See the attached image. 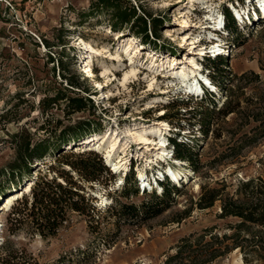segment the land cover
<instances>
[{
  "label": "rangeland",
  "instance_id": "1",
  "mask_svg": "<svg viewBox=\"0 0 264 264\" xmlns=\"http://www.w3.org/2000/svg\"><path fill=\"white\" fill-rule=\"evenodd\" d=\"M186 1L124 0L123 6L133 16L121 29H112L111 11L96 8L93 0H0V188L5 194L19 188L27 178H36L39 171H48L50 162L54 170L46 172L49 176L62 168L73 172L68 165L54 162L62 153L58 152L35 161L32 174L14 186L6 171L27 142L44 137L53 142L63 127L87 119L92 121L91 131L78 141L91 133L108 129L118 132L126 125L159 119L168 125L163 134L167 147L163 157L147 162L154 157L152 150H145V160L141 156L144 145L129 142L125 151H118L126 158V170L112 172L107 167L98 181L82 180L84 195L96 207L90 216L69 212L54 236L44 237L28 226L12 231V211L18 203L0 208V256L5 250L16 251L20 264H247L240 247L235 246L239 218L222 216L220 199L205 208L198 207L197 200L203 187L222 189L223 196L237 198L241 181H264V4L261 6L260 0H209L189 5ZM183 8L189 10L187 25L181 21ZM225 8L234 19L232 31L225 27ZM210 9L221 14L223 29L213 26L207 17ZM152 18L161 19L155 33ZM142 19L156 46L135 33L143 27ZM187 30L190 39L184 42L182 34ZM130 36L141 48L135 56L141 71L122 87L119 80L131 64L129 56L122 51L119 65L108 54L115 53ZM80 38L98 51L86 52ZM205 48L210 49V55L215 53L212 58L223 56L228 78L222 79L221 86L210 81L205 85L198 79V89L190 91L181 78H173L170 68L190 55L209 80L210 60L200 55ZM149 52L154 54L151 61ZM103 64L116 75L110 72L108 78L103 76ZM198 70L188 80L201 75ZM151 77L155 79L152 87ZM69 80L76 81V92L89 97L93 114L88 109L67 108L64 99L49 106L43 102L46 96L60 95ZM171 80L173 83L168 82ZM190 95L194 98L188 106L185 97ZM153 98L158 99L155 105L147 107ZM200 104L214 109L209 110L214 118L206 134L190 119V113H185ZM226 106L234 110L227 115L218 112ZM164 112L168 119L162 118ZM79 125L82 128L83 124ZM173 137L185 141L198 155V170L174 157L169 141ZM74 142L64 145V151H88L76 150ZM63 159L71 161L75 156ZM168 166L182 177L175 180L164 176L181 188L172 192L169 206L146 220L118 219L112 210L116 200L139 205L151 197V191L132 193L139 169L152 183L157 172ZM124 187L128 197L121 195ZM251 261L262 263L255 257Z\"/></svg>",
  "mask_w": 264,
  "mask_h": 264
},
{
  "label": "trees",
  "instance_id": "2",
  "mask_svg": "<svg viewBox=\"0 0 264 264\" xmlns=\"http://www.w3.org/2000/svg\"><path fill=\"white\" fill-rule=\"evenodd\" d=\"M93 2L96 8L111 11L110 26L112 29H121L123 23L129 22L133 16V12L123 6L124 0H93ZM224 17L225 27L232 31L234 29V19L226 8L224 9ZM158 22H161V19L152 18L154 33ZM142 24L143 27L135 31V33L140 35L144 42L156 46L155 40L148 37L143 19ZM205 59L210 60L208 63L211 69H208L209 81L216 86H221L223 83L222 79L226 80L229 74L226 71L227 63L223 56L218 55L212 58L210 55H206ZM67 83L69 86H66L60 95H55V97L46 96L43 102L47 101V106H49L51 103L64 99L67 108L78 111L88 109L90 114H93L94 106L90 103L89 97L80 95L74 89L77 86L76 81L69 80ZM68 92H73L74 94ZM185 98L187 105L191 106L189 100L194 98L193 95ZM200 100L202 101V99ZM212 108H215L214 103ZM209 110L213 111L214 109H208V107L200 104L199 107H192V109L185 112L190 113V119L195 120L205 134L214 118ZM233 110V108L226 106L219 108L218 112L227 115ZM163 114L162 118L168 119V113L164 112ZM80 123L83 124L82 128L79 125ZM91 123L92 121L87 119L73 126L63 127L58 133L57 139L53 142L49 141L50 137H44L32 143L27 142L20 149L17 157L9 164L6 171L8 174L7 178L14 186L18 182L20 183L23 177H29L32 174L35 161L45 160L47 155H54L58 152L62 153L54 158V162L62 163L61 165L66 164L73 171L71 172L64 168L57 169L55 175L49 176L46 172L54 170L51 162L47 167L48 171H39L36 178L33 179L30 192L15 201L18 205L12 211L14 217L11 220L15 225L11 229L12 231H18L28 226L44 237L54 236L67 219L69 212L75 211L90 216V212L94 211L93 209L96 205L91 203L90 197L84 195L81 181H98L109 165L105 162V158H103L105 162L103 163L100 151L75 152L69 149L64 151L65 147H63L71 142L78 141L85 133L90 132ZM169 141L173 147L174 157L187 162L193 170H198V155L192 151L191 147L185 141H177L175 137L169 138ZM72 155L75 156L74 160L63 159ZM132 165L134 164L132 163ZM129 178L128 173H126L124 176L126 184L129 183ZM136 181L135 179L134 182L133 179L132 193L134 194L139 192ZM157 183L159 191L157 186H155L151 191V197L142 201L139 205L116 200L115 207L112 210L115 211L118 219L138 218L142 221L158 215L167 208L168 204L173 200L172 192L175 191L177 193L181 188L166 178L157 180ZM239 184V196L237 198L223 196L222 189L203 187L198 197L197 205L200 208L209 207L220 199L221 215L239 218L236 226L238 239L235 246L240 247L245 263L252 264L251 259L255 257L260 261L262 260L261 264H264V181L261 178L256 180L248 179L241 181ZM5 193L6 191L0 188V196ZM121 195L129 196L127 187L122 189ZM241 231H246L247 234L240 236L239 233ZM16 258V251L5 250L4 255L0 256V264H20Z\"/></svg>",
  "mask_w": 264,
  "mask_h": 264
},
{
  "label": "bare ground",
  "instance_id": "3",
  "mask_svg": "<svg viewBox=\"0 0 264 264\" xmlns=\"http://www.w3.org/2000/svg\"><path fill=\"white\" fill-rule=\"evenodd\" d=\"M196 1L197 2H205V1H209V0H187L186 3L187 4L189 3V5H193V3ZM259 4H261V6H262V4H264V0H260ZM209 6H211V5H209ZM185 8H183V9H185ZM208 8H210V7H208ZM188 9H189V7H188ZM188 11H187V9L182 10V17L183 18H181L182 19L181 21H182V24H184V25L188 24V19H187V17H185V15L188 13ZM207 17H209L211 19V21L213 22V26L216 25V26L220 27L221 24L223 23L221 14H217L212 9H210ZM169 29L170 30H168V31H171L170 27H169ZM120 31L121 30H119L118 32H120ZM182 35H183L184 42H188V40L190 39L188 30L186 32H184ZM120 36L123 37L125 35L122 34ZM130 38L131 39H128V42L118 46L119 48L115 51V53L110 52L108 54L110 56V58L116 60L119 63V65L122 63V60H123V52H125L129 56V59H130L129 62L131 64H129L128 67L125 66L126 68L123 70L124 71L123 76L119 80V85H121L122 87H126L128 80L131 77L132 78L137 77V74L141 71L140 67L138 66L139 61H138V59L135 58L136 55L141 53V48H139L138 44H136V42L132 36H130ZM79 41H80V43L83 44V47L86 50V52L90 53L91 51L92 52L98 51V48L94 47L90 42L86 41L85 39L80 38ZM192 42H193V40H192ZM150 55H151V53L149 52L148 57ZM88 57H90V56L88 55ZM151 57L152 58L149 61H151L153 59L154 54L151 55ZM184 59H185L184 61H178L177 64H173V66L170 68L171 69L170 73H172V75L174 76L173 78H175V77L181 78L184 82V85L188 89L197 90L198 89L197 81L196 80L190 81V80H188V78L192 74L196 73V70L198 69V64H196V62L193 60V57L190 55L185 56ZM89 61H90V58H89L88 62ZM147 61H148V59L145 61V63ZM152 63H153V61H152ZM84 69L86 70V72H88V75H91L92 72H91V69L88 67V65H85ZM110 72H112L111 68L109 66L103 64V71H102L103 76L108 78L110 75ZM112 74H115L114 71L112 72ZM170 76H171V74H170ZM110 81H111V79H110ZM154 82H155L154 77L153 78L151 77L150 82H149V86L152 87ZM168 82L173 83V80L168 81ZM162 90L166 91V89H162ZM109 94H111L110 91H109ZM154 97H155V95H154ZM157 100L151 99L150 101H148L147 107L154 106L155 105L154 103ZM167 128H168L167 123L163 120H160V119L154 120L152 122H143V123L133 124V126L126 125L123 129H121L118 132H113V130L108 129L104 133H98V132L91 133L90 135L84 136L80 141L75 142L73 144V146L75 147L76 150L84 149V150L102 151L104 153L105 162L107 163V165H109V167H111V170H114V172H116L119 170H126L127 169L126 158L124 156H121L118 153V151L120 149L124 150V146L128 145L129 142L130 143H137V145L138 144L144 145V147H143L144 150L141 151V156L144 157L145 160H146L145 150H148V149L152 150V156H154V157H151L148 160H146L147 162L153 161L156 158L158 159L160 157H163V155L167 153V151H166L167 147L165 148V145H164L165 144V137L163 135ZM155 136H157V137H155ZM148 143H152L153 147H149ZM159 172L161 173V174H159V176H161V178H162V176H166V175L168 176L169 175L170 177H172V179L178 180L181 177L177 170H174L173 168H171L169 166H168V168L165 169V171L161 170ZM35 173H37V172H35ZM165 173H168V174H165ZM138 176L142 179L143 184L147 185L149 188L152 187V183L148 182L147 179L144 178V173H143L142 169H139ZM33 179H34L33 177L27 178L25 180L24 184L21 185L20 188L14 187L13 190H11L7 194H5L3 197H1L0 198L1 210L4 209L5 207H9L10 205L13 206V204L15 203V201L17 199L21 198L23 195L30 192L31 186L33 184ZM154 179L156 180V177H154ZM196 187H198L197 183H196ZM102 200L105 201L106 199H103V197H102ZM238 259L243 263L240 255H239Z\"/></svg>",
  "mask_w": 264,
  "mask_h": 264
},
{
  "label": "built area",
  "instance_id": "4",
  "mask_svg": "<svg viewBox=\"0 0 264 264\" xmlns=\"http://www.w3.org/2000/svg\"><path fill=\"white\" fill-rule=\"evenodd\" d=\"M173 151V150H172ZM170 156H172L173 157V155H170ZM113 172H114V170H112ZM157 174H161L159 171L157 172ZM165 174H168V173H165ZM157 176H159V175H157ZM156 176V178H157V180H160V178L159 177H157ZM167 176V175H166ZM168 177H169V179H170V176L168 175ZM144 178H146L147 179V181H149L148 180V178H147V176H146V174H144ZM136 179H137V184H138V187H139V189L141 190V191H152L153 190V188L155 187H153V185H152V187L151 188H149L147 185H145V184H143L142 183V179L138 176V174H137V176H136ZM164 179V176H162V179L161 180H163ZM157 180H155L154 179V177L152 178V183L153 184H155L156 182H157Z\"/></svg>",
  "mask_w": 264,
  "mask_h": 264
},
{
  "label": "water",
  "instance_id": "5",
  "mask_svg": "<svg viewBox=\"0 0 264 264\" xmlns=\"http://www.w3.org/2000/svg\"><path fill=\"white\" fill-rule=\"evenodd\" d=\"M20 187H21V186H20ZM20 187H19V188H20Z\"/></svg>",
  "mask_w": 264,
  "mask_h": 264
}]
</instances>
